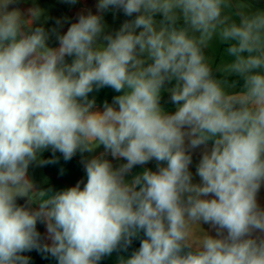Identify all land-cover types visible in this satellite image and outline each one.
<instances>
[{"label": "clouds", "instance_id": "obj_1", "mask_svg": "<svg viewBox=\"0 0 264 264\" xmlns=\"http://www.w3.org/2000/svg\"><path fill=\"white\" fill-rule=\"evenodd\" d=\"M10 3L0 0V264H29L23 253L34 249L57 264H100L141 232L118 264H264V9L97 0L96 14L81 12L61 32L67 18L46 30L43 9L22 18ZM110 9L132 17L114 34L103 22ZM213 41L229 58L215 69L205 54ZM103 87L122 94L99 111L89 94ZM208 144L194 183L191 152ZM101 146L84 161L83 187L34 190L33 162ZM48 149L53 158L40 160ZM153 160L155 171L143 167ZM25 197L38 208L18 205ZM38 222L51 243L40 244ZM202 224L216 235L193 242Z\"/></svg>", "mask_w": 264, "mask_h": 264}, {"label": "crops", "instance_id": "obj_2", "mask_svg": "<svg viewBox=\"0 0 264 264\" xmlns=\"http://www.w3.org/2000/svg\"><path fill=\"white\" fill-rule=\"evenodd\" d=\"M78 2H81V0H78ZM35 4H36L35 6L44 10V16L47 17L46 22L44 17H41V21H40V23L43 24L46 30L52 27H56L55 21L57 19L67 18V22L64 23L60 29L61 32L66 31L67 25L76 22L78 15L81 12L86 13L88 10H90L87 9L86 6L83 9H78L73 11L69 10L68 8H66L67 11L56 10L55 8L46 9L43 7L46 6L45 0H36ZM22 9L26 13L25 18H27V10L30 8L22 7ZM130 19H132V17H127L123 14L122 11L116 9H110L109 11L103 14V22L107 26L106 31L113 34L121 27V25L126 20H130ZM49 45L53 47L58 46L55 37H52L49 40ZM66 59L68 60V62H71L72 58L68 57ZM121 94L122 93L115 92L110 87H103L100 88L99 90H94L92 93H90L89 99H95V108L99 111H103V105L105 102L111 104L113 101V97ZM175 110L176 109H174L172 112H174ZM208 145L211 146V144ZM100 154L101 153H95V154L84 153L82 156L80 153H77L71 160L64 161L62 155L59 152H57L55 153V156L59 159L58 163L41 165L39 162H33L28 169L30 170V172L28 171V178L32 181L34 185V190L47 191L48 189H52L53 191H61L63 189L75 186L77 182H82L81 187H83V183H86L84 161L92 158L93 156H99ZM192 157H193V162L190 165V171L193 173V182L199 183L200 178L196 175V166L199 162L200 156L192 155ZM52 158H53V153L51 149L43 151L39 156L40 160H49ZM124 162L125 161H114V162L112 161L114 166H118L120 163H124ZM139 167L140 166L134 168L133 172L138 171ZM143 167H147L155 171L157 168V163H148ZM257 199L260 206L264 207V185H262L258 193ZM18 205H23V204L19 203ZM35 206L37 209L38 205L35 204ZM202 227L196 226L193 242H197L203 235L206 234V231L208 232L209 235L212 236L216 235L215 230L210 225L202 224ZM142 238L144 237H143V233L141 232L138 238L133 239L131 246L128 248L126 252L115 251L112 253L111 256L104 257L100 261V264H118V257L121 255L129 256L134 250L138 249L140 246V240ZM45 243H51V241L47 239L46 230H45L44 244ZM29 258H30L29 264H57L55 258L41 251L37 253L31 252Z\"/></svg>", "mask_w": 264, "mask_h": 264}, {"label": "rangeland", "instance_id": "obj_3", "mask_svg": "<svg viewBox=\"0 0 264 264\" xmlns=\"http://www.w3.org/2000/svg\"><path fill=\"white\" fill-rule=\"evenodd\" d=\"M15 1L17 2V0ZM35 1L36 0H19V2L17 3L21 7L32 8L36 5ZM235 3L237 4V6L241 7L242 9H253V10L264 9V0H235ZM96 4H97V0H85V1L81 0V2H77L75 5H69L67 3H64L63 0H55V1L45 0L46 6L43 7L46 9L55 8L56 10H65V11H67L66 8H68L69 10L73 11V10L83 9L86 6V8L90 9L93 14H96L97 13ZM69 26L70 25L66 26V30L67 27ZM205 54L208 57L209 63L214 69L223 65L229 59L223 51V46L220 45L217 41H213L209 45V48L205 50ZM174 84L175 81H173L171 84L166 83L165 89L173 87ZM160 103L166 112L173 113L172 111L176 109V106L170 100V93L166 90H163L161 93ZM103 151L104 149L101 146L100 148L96 149L93 153H89V154L102 153ZM28 171L30 172V170Z\"/></svg>", "mask_w": 264, "mask_h": 264}, {"label": "water", "instance_id": "obj_4", "mask_svg": "<svg viewBox=\"0 0 264 264\" xmlns=\"http://www.w3.org/2000/svg\"><path fill=\"white\" fill-rule=\"evenodd\" d=\"M13 8L15 9H18L23 15H22V18H25L26 17V13L25 11L22 9L21 6H19V4L15 1V0H12V3L9 4V10H12ZM211 150V146L210 145H201L199 146L198 148H195L194 150H192L191 154L193 156H200L205 152V151H209L210 152ZM107 158L109 160H112L111 156H107ZM113 162L114 161H122V160H112ZM149 163H157L155 160L149 162ZM19 203H22L23 206H27L28 208H30L31 210H36V206H35V203L31 202L29 200V198L25 197V198H18L17 199V204ZM45 230H46V225L44 224H41V223H37V231L39 232L40 234V244L43 245L44 244V239H45ZM31 252L33 253H37V252H40L38 250H32L30 252H25L23 253V255H26L28 257H30V254Z\"/></svg>", "mask_w": 264, "mask_h": 264}, {"label": "trees", "instance_id": "obj_5", "mask_svg": "<svg viewBox=\"0 0 264 264\" xmlns=\"http://www.w3.org/2000/svg\"><path fill=\"white\" fill-rule=\"evenodd\" d=\"M157 19H159V17H157Z\"/></svg>", "mask_w": 264, "mask_h": 264}]
</instances>
